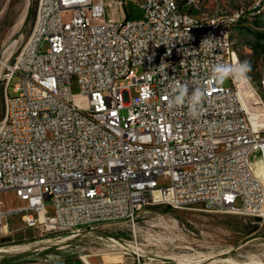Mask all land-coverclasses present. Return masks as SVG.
I'll return each instance as SVG.
<instances>
[{
    "label": "built area",
    "instance_id": "built-area-1",
    "mask_svg": "<svg viewBox=\"0 0 264 264\" xmlns=\"http://www.w3.org/2000/svg\"><path fill=\"white\" fill-rule=\"evenodd\" d=\"M130 3L141 18H128ZM185 6L197 1L38 0L2 76L0 193L23 204L0 200V232L8 213L24 212L26 228L76 232L135 223L150 203L264 217V181L250 161L258 151L264 167V130L240 100V77L225 87L214 73L238 63L226 27L244 12L206 23ZM78 94L90 110L77 108Z\"/></svg>",
    "mask_w": 264,
    "mask_h": 264
},
{
    "label": "rangeland",
    "instance_id": "rangeland-1",
    "mask_svg": "<svg viewBox=\"0 0 264 264\" xmlns=\"http://www.w3.org/2000/svg\"><path fill=\"white\" fill-rule=\"evenodd\" d=\"M183 1V0H182ZM197 7L185 6L202 17L244 9L245 16L235 26L232 39L238 63L247 61L250 71L240 77L243 101L253 122L264 130V0H196ZM28 0H0V11L17 16L20 21ZM38 0H30L26 25L22 31H3L7 37L0 45V123L5 116L7 72L5 64L15 61L34 25ZM128 18L143 16L137 3L125 7ZM6 13V12H5ZM17 13V14H16ZM6 20V19H5ZM4 21V20H3ZM47 45L44 46V50ZM21 78L15 75L8 92L15 95L14 87ZM230 87V77L218 80ZM238 83V82H237ZM75 104L81 111L91 108L90 97L78 94ZM253 170L264 174L260 153L250 155ZM0 200L6 209L17 206L14 193H1ZM242 205V200L237 201ZM167 204L150 203L142 207L138 217L131 221H112L91 229L46 232L39 228H26L22 221L24 212L8 213L10 228L0 232V264L12 260L37 261L66 258L94 253L125 252L137 264H264V217L229 212H208L201 207L176 209ZM33 244V245H31ZM29 246V247H28ZM136 246V247H135ZM20 248V249H17Z\"/></svg>",
    "mask_w": 264,
    "mask_h": 264
},
{
    "label": "crops",
    "instance_id": "crops-1",
    "mask_svg": "<svg viewBox=\"0 0 264 264\" xmlns=\"http://www.w3.org/2000/svg\"><path fill=\"white\" fill-rule=\"evenodd\" d=\"M28 13L29 11L27 12V15ZM26 17L24 19V23H22L21 21L22 18L19 21L17 16H15V13H14V15H12L13 19H11L10 15H7V9L6 10L3 9L0 11V28L4 32L5 31H21V29H23L26 25ZM6 42H7V37L4 36L0 38V45L2 47L6 44ZM4 193H9V192H4ZM17 202H18L17 206H20L23 204V202L19 198H17ZM7 228L8 229L10 228L9 224ZM1 264H137V263L133 257L126 255L125 252L114 251V252L87 254L85 256L80 255V256H72V257H66V258H56V259L37 260V261H14V262H7V263H1Z\"/></svg>",
    "mask_w": 264,
    "mask_h": 264
},
{
    "label": "bare ground",
    "instance_id": "bare-ground-1",
    "mask_svg": "<svg viewBox=\"0 0 264 264\" xmlns=\"http://www.w3.org/2000/svg\"><path fill=\"white\" fill-rule=\"evenodd\" d=\"M183 1L182 0H173V2H175V4H182ZM29 6H30V0H28V2H27L26 11H25L24 16H23V18L21 20L22 23H24V19H25L26 15H27V12L29 11L28 10ZM239 11L240 12H244V13L238 15V19H237V22L235 24H232L230 27H226V39H230V43H231V47H232L233 52H234V42H233V39H232V33H233V30H234L235 26L242 20V18L245 16V13H246L244 9H239ZM228 19H234V11L215 14V15L210 16V17H202V16H200L198 14H195V21H198V22L214 23V21H218V20H228ZM21 31H22V29H21ZM237 87H238V92H239L240 100H241L243 106L247 109V106L245 105V103L243 101L244 100L243 99V91H242L241 88H239L240 87V82L239 81L237 83ZM255 124H257V123L255 122L254 125ZM255 126L258 127L259 125L258 126L255 125ZM260 165H261L262 170H263L264 167H263V165H262L261 162H260ZM258 176L264 181V174L263 175H258ZM4 229L7 230V227H5ZM31 245H33V244H31ZM17 249H20V248H17ZM8 250L7 249H4V248H1L0 249V252H5V251L7 252ZM86 259H87V257H86Z\"/></svg>",
    "mask_w": 264,
    "mask_h": 264
},
{
    "label": "clouds",
    "instance_id": "clouds-1",
    "mask_svg": "<svg viewBox=\"0 0 264 264\" xmlns=\"http://www.w3.org/2000/svg\"><path fill=\"white\" fill-rule=\"evenodd\" d=\"M250 71V65L247 61L242 63H237L235 65H216L214 69L215 78L222 79L227 77H246L247 73ZM187 93V88L183 87L182 95ZM192 95V99L198 104L202 97V92L200 90H194Z\"/></svg>",
    "mask_w": 264,
    "mask_h": 264
},
{
    "label": "trees",
    "instance_id": "trees-1",
    "mask_svg": "<svg viewBox=\"0 0 264 264\" xmlns=\"http://www.w3.org/2000/svg\"><path fill=\"white\" fill-rule=\"evenodd\" d=\"M168 207H171V206L169 205ZM14 261H18V260H12V261H9V262H14ZM5 263H7V262H5Z\"/></svg>",
    "mask_w": 264,
    "mask_h": 264
}]
</instances>
